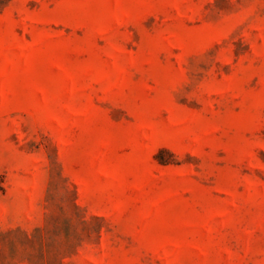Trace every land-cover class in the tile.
Instances as JSON below:
<instances>
[{
    "label": "rangeland",
    "instance_id": "rangeland-1",
    "mask_svg": "<svg viewBox=\"0 0 264 264\" xmlns=\"http://www.w3.org/2000/svg\"><path fill=\"white\" fill-rule=\"evenodd\" d=\"M0 264H264V0H0Z\"/></svg>",
    "mask_w": 264,
    "mask_h": 264
}]
</instances>
